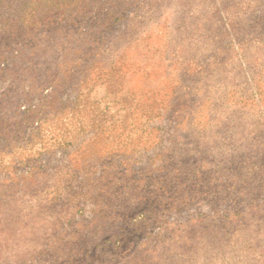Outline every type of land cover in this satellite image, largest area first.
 I'll return each mask as SVG.
<instances>
[{
    "label": "rangeland",
    "instance_id": "rangeland-1",
    "mask_svg": "<svg viewBox=\"0 0 264 264\" xmlns=\"http://www.w3.org/2000/svg\"><path fill=\"white\" fill-rule=\"evenodd\" d=\"M0 264H264V0H0Z\"/></svg>",
    "mask_w": 264,
    "mask_h": 264
}]
</instances>
